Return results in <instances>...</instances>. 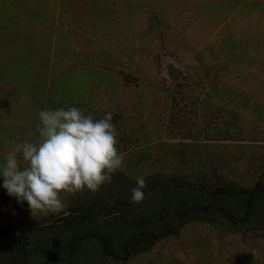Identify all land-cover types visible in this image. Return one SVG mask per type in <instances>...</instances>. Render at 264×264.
<instances>
[{
  "label": "rangeland",
  "instance_id": "374dc122",
  "mask_svg": "<svg viewBox=\"0 0 264 264\" xmlns=\"http://www.w3.org/2000/svg\"><path fill=\"white\" fill-rule=\"evenodd\" d=\"M57 107L123 167L34 218L0 187V264H264V0H0V163Z\"/></svg>",
  "mask_w": 264,
  "mask_h": 264
},
{
  "label": "clouds",
  "instance_id": "9594fccd",
  "mask_svg": "<svg viewBox=\"0 0 264 264\" xmlns=\"http://www.w3.org/2000/svg\"><path fill=\"white\" fill-rule=\"evenodd\" d=\"M37 117L40 139L19 145L9 142L0 163V187L18 203L26 202L33 218L37 212L64 211L62 193H97L112 183L124 163L111 113L95 119L77 107H57L39 110ZM146 187L145 178L137 177L132 203L143 202Z\"/></svg>",
  "mask_w": 264,
  "mask_h": 264
},
{
  "label": "trees",
  "instance_id": "16d2710c",
  "mask_svg": "<svg viewBox=\"0 0 264 264\" xmlns=\"http://www.w3.org/2000/svg\"><path fill=\"white\" fill-rule=\"evenodd\" d=\"M227 216L230 217V215L227 214ZM165 236V234H162V235H147V234H144V235H139L136 240H140V241H146V242H149V243H154L156 241H158L159 239L163 238ZM98 239L99 242L102 243L103 245V250L109 254L110 256H113V253L110 251V247H109V242L108 240L105 238V237H102V236H97L96 237Z\"/></svg>",
  "mask_w": 264,
  "mask_h": 264
},
{
  "label": "water",
  "instance_id": "95a60500",
  "mask_svg": "<svg viewBox=\"0 0 264 264\" xmlns=\"http://www.w3.org/2000/svg\"><path fill=\"white\" fill-rule=\"evenodd\" d=\"M170 75H171L172 79H177L178 78V75H177L176 71H171Z\"/></svg>",
  "mask_w": 264,
  "mask_h": 264
}]
</instances>
